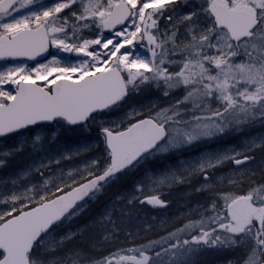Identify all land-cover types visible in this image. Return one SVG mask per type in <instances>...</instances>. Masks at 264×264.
Returning <instances> with one entry per match:
<instances>
[{"label": "snow or ice", "instance_id": "obj_1", "mask_svg": "<svg viewBox=\"0 0 264 264\" xmlns=\"http://www.w3.org/2000/svg\"><path fill=\"white\" fill-rule=\"evenodd\" d=\"M256 126L264 0H0V264H264Z\"/></svg>", "mask_w": 264, "mask_h": 264}, {"label": "rangeland", "instance_id": "obj_2", "mask_svg": "<svg viewBox=\"0 0 264 264\" xmlns=\"http://www.w3.org/2000/svg\"><path fill=\"white\" fill-rule=\"evenodd\" d=\"M66 59H71V57L65 56ZM260 133H264V128H260L259 126H256L255 128L246 131L243 134H235L233 133L230 137H226L224 141L218 142L220 146H229L232 144H239L243 139H245L247 136H255L259 135ZM213 147H216L217 145H212ZM199 151V149H194L193 152ZM259 156V154H257ZM15 167V165H13ZM11 168H0V178L6 176L11 171ZM224 172L228 171V168L225 167L223 169ZM219 175V173H218ZM122 190L121 185H116L112 188H110L107 193L101 198V201L97 205H93V210H96L97 208L101 207L103 204L110 203L115 195ZM165 192H168L169 190L167 188L163 189ZM189 191V187L187 185H180L175 186L171 189V192L169 195L166 196V199L170 201V205L166 210H160V211H140L138 215L143 218V221L146 223H155L159 224L161 220H168L169 222H172L176 217L180 216L182 213H186L188 207L193 205L197 199H201V197H198L196 195H193L192 197H186L184 194ZM155 217L156 219L153 220L152 218ZM129 228L133 232L137 230V228H143L144 223L134 221L133 223L128 225ZM155 231V230H154ZM145 236V233L143 231L140 232V237L143 238ZM206 262H212L217 259L215 254H208L205 258Z\"/></svg>", "mask_w": 264, "mask_h": 264}]
</instances>
